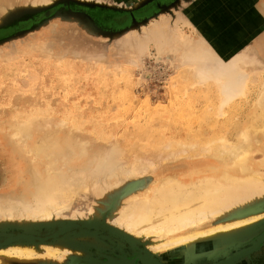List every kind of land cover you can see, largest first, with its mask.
<instances>
[{
    "label": "rangeland",
    "instance_id": "obj_1",
    "mask_svg": "<svg viewBox=\"0 0 264 264\" xmlns=\"http://www.w3.org/2000/svg\"><path fill=\"white\" fill-rule=\"evenodd\" d=\"M241 56L247 62L244 71L252 72L249 80L255 83L249 82L245 97L225 106L226 118H222L218 115V86L202 77L200 81V76L197 79L195 66L200 60L229 63ZM263 83L264 0H0V129H27L28 137L17 144L14 141L18 150L49 136L68 137L76 145L66 152L68 159L75 160L78 155L86 162L70 169L68 175L85 169L84 177H88L86 170L96 166V176L90 175L94 179L87 181L97 180L100 187L89 184L90 193H79L72 207L64 211V219L22 224L0 219V242L28 231L30 224L35 226L29 233L45 238L57 231L72 211L80 214L77 222L81 225L89 216L94 197L116 182L106 178L111 167L96 165L100 159L112 156L114 166L127 167L136 155L149 157L147 150L152 147L158 155L157 164L162 165L167 156L176 158L178 151L186 148L184 144L170 146L175 150L170 151L169 144L180 138L188 144L204 135L213 137L212 128L218 125L224 130V120L245 122L253 111L259 112L257 98ZM227 128L232 135V126ZM125 145L130 152L122 151ZM115 149L118 152L114 155ZM252 158L264 159L259 153ZM199 161L179 160L171 167H188ZM11 170L0 153V197L8 190ZM141 175L108 188L98 198L102 208L113 201L122 205L126 194L141 191L148 176ZM263 201L256 204L262 211L259 214H264ZM263 224L264 216L224 238L174 248L158 257L164 264H211L221 260L225 252L233 255L249 247L264 232ZM86 229L77 228L75 235L70 232L45 242L70 247L76 256L57 262L0 252V264H71L74 257L114 255L119 249L130 255L128 247L105 228H90L97 234L80 237L79 230ZM143 244L139 242L146 247ZM234 264H264V242Z\"/></svg>",
    "mask_w": 264,
    "mask_h": 264
},
{
    "label": "bare ground",
    "instance_id": "obj_2",
    "mask_svg": "<svg viewBox=\"0 0 264 264\" xmlns=\"http://www.w3.org/2000/svg\"><path fill=\"white\" fill-rule=\"evenodd\" d=\"M198 62V65H194L198 73L195 77L198 79L200 76V81L202 77L203 81L209 80L218 86L221 102H219L218 115L226 118L223 110L225 106L238 97H245L249 82H253L252 79L249 80L252 72L250 71V74L244 71V66L247 64L245 57L241 56L229 63L219 60ZM262 89L263 92L257 98L256 107L259 108V112L253 111L246 117L247 121L224 120L222 122L225 125L224 130L218 125L212 128L213 137L204 135L200 140L188 144L180 138V141L176 143L172 141L174 143L169 144L170 151L172 147L177 148L184 144L185 151L181 150L184 156L177 149L178 157L167 156L168 158H164L169 160L164 159L165 163L157 164L158 155L151 147L147 150L149 157L145 158L143 154L136 155L131 162H128L127 167L121 164L120 167L114 166L111 163L112 156L108 160L100 159L96 165L99 167L105 165L112 169L111 174L106 176L108 181L116 180L111 186L109 185L110 187L107 186L109 189L136 178L139 174H142V177L148 176L142 181L141 191L138 190L137 194L134 192L129 195L124 194L127 200L122 205L113 201L111 204L108 203V208H102L103 204L98 198H102L108 188L103 191L101 189L100 197L93 196V206L88 218L82 219V225L77 222L80 214L76 211L71 212L67 221L60 223V227H63L59 233L62 234L70 232L74 234L73 230L78 226H81L79 229L86 227V230L78 232L79 236L84 238L94 234L92 232H96L101 227L108 228L111 236L119 239L130 250V255L120 252L114 255L104 254L107 258L87 256L84 258L85 262L83 259L77 261L80 262L78 264H164L158 255L174 248H191L197 243L239 232L259 221L264 216L259 214L262 211L256 208V204L264 200V159L256 161L252 155L259 153L264 158V83ZM228 125L232 126V135L228 132ZM26 136L28 137L27 129L23 127L11 131L0 129V153L4 161L11 166L13 173L8 182V190L0 197V219L19 221L21 224L55 220L72 207L79 193H90L92 186L89 184L95 185L94 187L99 186L97 180L91 183L89 179L87 181V178L93 177L90 175L96 176L94 172L96 166L94 170H86L88 177H84L85 169L79 170L75 176L68 175L70 169L82 167L86 163L78 155L75 160L68 159L69 154L67 155L66 152L76 146L72 140L59 134L58 137L49 136L18 150L14 145ZM124 147L123 152H130L126 145ZM117 152L115 149L113 154ZM195 159L200 160L198 164L171 167L179 160L191 162ZM151 174L155 176L150 178ZM98 188L95 189L96 192ZM209 223L212 225L207 228L206 225ZM30 225L28 231L17 236H9L4 243H0V252L11 257L35 256L41 261L57 262L68 259L69 255H75L70 247L69 249L51 246L43 243V239L36 244L34 240L37 236L29 233L35 225ZM90 228L96 230L91 232ZM260 233L251 241L254 247L259 246L264 240L263 232ZM255 234L253 233L254 236ZM15 241L24 242V245L13 246L12 243ZM141 241L146 247L139 245ZM35 247H42V250L39 251ZM235 257H231L227 252L221 260L215 259L211 264H227ZM74 261L75 257L72 258V262Z\"/></svg>",
    "mask_w": 264,
    "mask_h": 264
},
{
    "label": "water",
    "instance_id": "obj_3",
    "mask_svg": "<svg viewBox=\"0 0 264 264\" xmlns=\"http://www.w3.org/2000/svg\"><path fill=\"white\" fill-rule=\"evenodd\" d=\"M63 224V223H62ZM83 223H81V225H82ZM60 226H61V224H60ZM59 226V229L57 230V231H55L54 233H51V234H49L47 237H45V238H40V237H37V238H35V240L34 241H38V242H40V239H43L44 241H43V243H45L48 239H55V238H57V237H59V236H61V235H64V234H62V233H59V230L63 227H60ZM79 227H81V226H78L77 228H79ZM76 228V229H77ZM106 230L108 229V228H105ZM83 230H81V232H82ZM108 231V230H107ZM80 232V233H81ZM109 232V234H111L110 233V231H108ZM91 233V232H90ZM94 234H91V235H96L97 233H95V232H93ZM263 235H264V232L262 233ZM18 234H16V235H14V236H17ZM9 238V237H8ZM7 238V239H8ZM7 239H5L3 242H0V243H4ZM264 242V241H263ZM262 242V243H263ZM261 243V244H262ZM261 244L259 245V246H257V247H254L253 246V244L251 245L250 244V246L249 247H247V248H245V249H242L241 251H239V252H237L236 254H233V255H231V257H234V256H236L232 261H230V262H228L227 264H234L236 261H238V260H240L241 258H243L244 256H246V255H248V254H250V253H252L253 251H255V250H257L260 246H261ZM119 251L120 252H123L121 249H119ZM225 253H227V252H225ZM101 257H103V258H107V256L106 255H102ZM83 260V259H82ZM85 260L86 259H84L83 260V262H85ZM77 261H81V260H75L74 262H72L71 264H78V263H80V262H77ZM222 262V261H221ZM81 264H84V263H81Z\"/></svg>",
    "mask_w": 264,
    "mask_h": 264
}]
</instances>
